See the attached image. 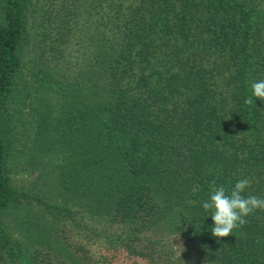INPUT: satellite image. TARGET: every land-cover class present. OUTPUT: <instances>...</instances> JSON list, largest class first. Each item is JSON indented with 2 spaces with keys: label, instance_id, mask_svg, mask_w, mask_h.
Segmentation results:
<instances>
[{
  "label": "trees",
  "instance_id": "1",
  "mask_svg": "<svg viewBox=\"0 0 264 264\" xmlns=\"http://www.w3.org/2000/svg\"><path fill=\"white\" fill-rule=\"evenodd\" d=\"M260 79L264 0H0V264H264V211L202 208L264 198Z\"/></svg>",
  "mask_w": 264,
  "mask_h": 264
},
{
  "label": "clouds",
  "instance_id": "2",
  "mask_svg": "<svg viewBox=\"0 0 264 264\" xmlns=\"http://www.w3.org/2000/svg\"><path fill=\"white\" fill-rule=\"evenodd\" d=\"M254 98L264 101V79L251 84V95L244 103L251 106ZM250 184L251 181L244 178L238 180L230 189L223 185L217 186L215 181L210 185L209 199L202 203V208L211 213V233L215 238L232 235L234 229L247 224L246 217L257 210L264 211V198L252 194L244 195Z\"/></svg>",
  "mask_w": 264,
  "mask_h": 264
},
{
  "label": "rangeland",
  "instance_id": "3",
  "mask_svg": "<svg viewBox=\"0 0 264 264\" xmlns=\"http://www.w3.org/2000/svg\"><path fill=\"white\" fill-rule=\"evenodd\" d=\"M25 118H27L26 115H25ZM18 130H20V129L18 128ZM36 176H37V173H35L32 177L26 178V177L20 176L19 174L13 173L12 174V184H13V186L18 187L20 189L32 190V192H36L37 189H40L41 187H43V189L45 191H49V189H50L49 187L51 185L52 177H50V176L46 177V179H45L47 181V187H46L43 184L44 179L41 178L39 180H35ZM18 213H19L18 211L8 210L5 214V216L8 217L12 222H13V219H15L16 222L19 223V221L17 220ZM17 227L18 228L14 234L17 238L23 239V237H24L23 235H25L24 230L27 227V222H25L24 225H19ZM169 243L172 246V248L175 250L176 254H180L181 252L186 250V248L182 244V241L178 238L171 237L169 239ZM111 264H120V262L114 261Z\"/></svg>",
  "mask_w": 264,
  "mask_h": 264
}]
</instances>
